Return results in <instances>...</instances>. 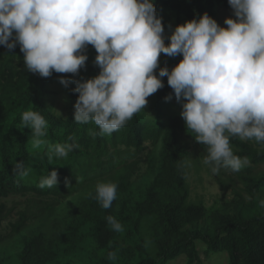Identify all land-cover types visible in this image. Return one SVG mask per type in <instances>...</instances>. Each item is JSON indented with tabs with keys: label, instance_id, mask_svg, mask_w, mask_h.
<instances>
[{
	"label": "trees",
	"instance_id": "16d2710c",
	"mask_svg": "<svg viewBox=\"0 0 264 264\" xmlns=\"http://www.w3.org/2000/svg\"><path fill=\"white\" fill-rule=\"evenodd\" d=\"M153 2L157 13L174 12L186 21L205 12L213 17L217 5L230 6L228 0ZM86 53V67L78 75L53 71L45 78L25 68L24 54L18 44L11 50L0 45V198L35 194L53 211L62 200L79 192L91 190V197H95L98 183H114L117 198L112 206L104 209L92 202L93 209L78 223L74 233L83 242L77 246L76 254L95 240L96 248L107 245L105 253L100 254L102 258L108 259L109 252L116 253V260L105 261L106 264H166L182 254L187 257L186 264H199L196 240H200L206 255L226 252L228 264H264V205L261 204L264 178L257 180L251 176L253 167L264 162V143L230 137V145L239 149L235 155L247 157L253 164L239 172L225 168L245 184L249 205L241 199L232 215L218 219L212 227H198L207 212L203 206L188 201L184 160L190 140L207 155L206 146L187 131L175 95L171 101L164 100L173 92L167 77L162 78L164 87L153 94L151 115L144 108L118 131L101 135L94 123L74 121V103L78 97L72 91L75 84L70 82L65 87L59 82L61 76L70 80L88 79L99 73L100 68L94 64L96 50L88 45ZM180 59L182 55L166 56L160 66L171 69ZM55 84L64 93L61 113L49 97ZM25 111H36L46 120L45 135L38 138L42 142L39 147L34 144L32 130L21 125ZM64 143L76 147L67 157H54L50 161L49 146ZM53 169L59 174L56 187H38L40 180ZM108 216H113L123 230L113 231L107 223ZM5 217L6 211L0 203V232ZM150 217L154 218V224L145 232L143 226ZM28 219L23 211L13 229L19 232ZM151 243L153 253L147 250ZM23 264H35V258L25 253ZM80 264L92 262L81 260Z\"/></svg>",
	"mask_w": 264,
	"mask_h": 264
},
{
	"label": "clouds",
	"instance_id": "9594fccd",
	"mask_svg": "<svg viewBox=\"0 0 264 264\" xmlns=\"http://www.w3.org/2000/svg\"><path fill=\"white\" fill-rule=\"evenodd\" d=\"M228 3L233 15L225 18L226 26L205 12L176 25L165 43L153 0H0V45L11 50L18 44L25 68L45 78L53 71L78 75L86 67L87 46H93L99 73L88 79L61 76L59 82L75 84L74 121L94 123L101 135L144 110L166 76L173 92L164 100L174 94L181 104L187 131L206 146L204 163L213 174L220 167L239 172L250 161L233 153L230 137L264 143V0ZM161 53L182 59L171 69L161 67ZM21 125L32 130L39 147L45 118L25 111ZM74 147L49 146V160L67 157ZM58 181L53 169L38 187H56ZM116 197V184L96 185L102 208L109 209ZM106 220L113 231L123 230L113 216ZM108 259L115 261L116 253Z\"/></svg>",
	"mask_w": 264,
	"mask_h": 264
},
{
	"label": "rangeland",
	"instance_id": "374dc122",
	"mask_svg": "<svg viewBox=\"0 0 264 264\" xmlns=\"http://www.w3.org/2000/svg\"><path fill=\"white\" fill-rule=\"evenodd\" d=\"M157 14L163 20L165 43H168L167 37L171 31L176 25L182 24L186 20L183 17H177L174 12L164 13L161 11ZM232 15L233 10L230 6L217 5L213 18L221 26H226L224 25L225 18ZM169 25L172 27L169 28ZM165 57L166 55L161 53L160 64ZM51 89L53 92L50 93L49 97L52 99L54 107L59 109L58 113H61L64 93L56 84ZM147 99L146 114L151 115L153 94ZM243 141L249 142L251 140ZM230 147L234 154L239 152L237 147L233 145ZM206 156L197 143L189 141V149L184 160L185 183L189 192L188 201L203 206L207 212L206 218L198 227H212L213 222L232 215L236 204L241 199L246 205H249L250 202L245 184L223 167H220L218 173L213 174L211 167L204 163ZM249 165L253 164L250 162ZM141 171H144V167ZM251 176L257 180L264 178V162L253 167ZM124 189L120 191H124ZM91 196V190L79 192L62 200L53 211L47 209L46 205L41 203L35 194L10 195L0 198V203L3 204L6 211L0 232V264H23V254L25 253L33 259L35 258V264H80L81 260L84 263L91 261L92 264L96 260L98 264H106L105 261L110 262L109 259L101 256L105 253L107 245L96 248L97 242L95 240L90 241L83 252L76 254L77 246L83 242L74 233L78 223L86 218L88 210L93 209L92 202L100 205L95 197ZM23 211L28 214L29 219L24 227L17 232L13 229V225L19 220L20 213ZM153 224V217L145 220L144 231L149 232ZM24 248L26 250L23 252ZM196 249L200 260L199 264H228L226 252L219 251L206 255L205 245L200 240H196ZM147 250L152 253L155 251L153 243L148 245ZM93 254L97 255V259L92 257ZM186 263L187 257L182 254L166 264Z\"/></svg>",
	"mask_w": 264,
	"mask_h": 264
}]
</instances>
